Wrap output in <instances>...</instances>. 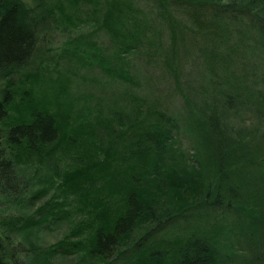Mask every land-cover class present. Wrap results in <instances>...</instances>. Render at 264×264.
Wrapping results in <instances>:
<instances>
[{
    "label": "trees",
    "instance_id": "16d2710c",
    "mask_svg": "<svg viewBox=\"0 0 264 264\" xmlns=\"http://www.w3.org/2000/svg\"><path fill=\"white\" fill-rule=\"evenodd\" d=\"M153 4L151 18L139 0H0V202L21 206L0 209V264H45L56 254H76L78 264H231L235 255L264 264V0ZM71 25L80 30L50 44L53 30ZM157 25L168 30L161 52ZM193 46L202 101L182 92L193 141L183 148L179 118L135 92L128 56L175 73ZM60 51L127 86L107 103H86L93 94L74 95L60 81ZM251 114L256 129L230 119ZM226 210L234 220L220 230ZM63 219L67 230L42 247L39 226Z\"/></svg>",
    "mask_w": 264,
    "mask_h": 264
},
{
    "label": "rangeland",
    "instance_id": "374dc122",
    "mask_svg": "<svg viewBox=\"0 0 264 264\" xmlns=\"http://www.w3.org/2000/svg\"><path fill=\"white\" fill-rule=\"evenodd\" d=\"M141 8L145 13L152 17L155 15V6L153 4V0H139ZM158 26V25H157ZM164 26V25H163ZM162 26V27H163ZM90 26L84 25L81 26L82 29H86ZM159 27V26H158ZM159 27V28H162ZM80 30V27L75 29V25L69 26V28H65L63 26L58 27L52 32V41L51 45L54 47H61L64 44V39L66 36L75 34L76 30ZM163 38H162V46L159 48V52L167 47L168 42V30L166 27H163ZM97 39H100L99 45L106 50V54H109L111 50L109 46L108 38L99 31L97 34ZM109 49V50H108ZM178 52L180 50L178 49ZM183 52V51H182ZM189 52V50H188ZM191 53L184 54L180 60L179 65L176 68V72L170 73L165 69L162 63L159 60H154L153 58H147L145 55L140 52H131L128 56L130 59V72L136 74L138 79V86L135 89V92L140 93L147 97L148 100H157L161 103L162 107L167 108L168 111L179 118V127H178V135L179 140L181 141V146L183 148H189L191 143L193 142L190 135L185 131L184 125L181 121L185 117V101L182 92L187 93L189 97H191V101H194L196 106L201 104V96H200V88L199 83L202 78L201 75V59L198 55L197 46H193ZM60 57L57 58L58 61V69L62 72L61 82L68 85L71 92L75 95L78 94L82 96V94L91 95L92 100L87 99V102L98 101L99 96H101L104 101H108L109 97L113 93H118L119 91L124 90L127 86L126 83L117 80L116 78H112L106 74H104L97 66H88L82 64L80 61L75 60L71 55L68 57L64 56V52L60 51ZM92 64V63H91ZM200 65V66H199ZM203 70V69H202ZM136 80V79H134ZM59 82V83H61ZM136 85V84H135ZM134 85V86H135ZM137 86V85H136ZM98 97V98H97ZM82 98V97H80ZM107 103V102H106ZM252 115V114H251ZM229 117V116H228ZM227 117V118H228ZM231 120L234 123V126H242L245 129H250L255 126V129L258 127L259 122L258 118L255 115L247 116L241 120L230 116ZM230 126V123L224 121V125ZM191 150V148L189 149ZM203 150V149H202ZM201 150V152H202ZM202 154V153H201ZM25 172L28 177H33L34 168L32 166H25ZM44 172L40 170L39 173ZM35 180V178H32ZM57 191L56 187L52 186L48 189L47 193L43 198L50 195L52 192ZM39 201L37 202V204ZM0 209L3 215L8 214H16L21 211V206L17 203H8V202H0ZM31 209V208H29ZM232 212V211H231ZM234 213H230L223 211L222 214L218 216V227L220 230H223L227 224H231L234 220ZM179 218L176 223H179L181 220ZM195 218L188 220L194 221ZM236 220V217H235ZM68 221L66 219L57 220L54 223H51L50 226L40 225L37 229V234L34 235L35 240L37 239L38 243L43 247L48 245L51 242L56 241L59 237L63 235V233L68 228ZM249 227H247L248 229ZM222 232V231H221ZM218 233H220L218 231ZM240 235V234H239ZM231 240L235 242L234 235L231 234ZM217 242L222 246V249L226 250V244H228L229 240L226 239L224 235L220 233L217 238ZM230 243V242H229ZM76 254H68V255H52L45 264H78L77 263ZM243 259L241 255H235L231 258V264L239 263ZM98 264V263H96Z\"/></svg>",
    "mask_w": 264,
    "mask_h": 264
}]
</instances>
